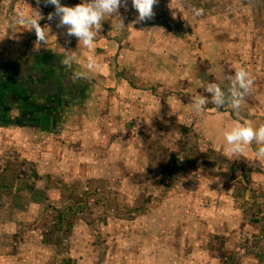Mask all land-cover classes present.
I'll use <instances>...</instances> for the list:
<instances>
[{"label":"rangeland","instance_id":"rangeland-1","mask_svg":"<svg viewBox=\"0 0 264 264\" xmlns=\"http://www.w3.org/2000/svg\"><path fill=\"white\" fill-rule=\"evenodd\" d=\"M36 10L41 26L58 22L45 0H0V26L36 40L18 23L38 19ZM154 12L137 22L127 0L97 35L135 43L137 58L125 63L139 77L129 85L141 93L134 106L104 105L98 116L89 107L82 137L59 133L43 144L39 130L0 135V264H264L240 237L264 236V158L255 144L225 155V132L264 125V0H158ZM240 67L254 84L239 112L209 103L197 115L193 100L210 98L204 86L226 89ZM42 150L66 153L68 172L42 165ZM78 151L102 162L99 173L73 172Z\"/></svg>","mask_w":264,"mask_h":264},{"label":"crops","instance_id":"crops-1","mask_svg":"<svg viewBox=\"0 0 264 264\" xmlns=\"http://www.w3.org/2000/svg\"><path fill=\"white\" fill-rule=\"evenodd\" d=\"M57 23L54 21L47 28V39L39 43V52L34 51L36 40L30 39L26 33L14 39L13 26H0L2 136L7 133L11 135L13 130L22 134L39 130L42 137L39 141H43V144L55 142L59 133L64 137L73 134L82 137L83 130L80 129L83 125L80 123L88 120L83 112L89 107L95 108L98 116L102 114L101 108L104 105H110L114 109L120 106L121 109L125 106L128 108L127 104L134 106L137 102L135 98L141 96L138 88L129 87L134 79L139 78L138 75H129V68L125 65L127 60L128 64H134L137 58L133 54L135 43L132 40L128 39L125 48L123 41L106 37L109 35L106 33L104 37H96L94 48L78 47L77 39L66 37V29L58 28ZM104 25L109 29L112 23L105 19L102 27ZM65 60L69 63L65 64ZM92 60H95L97 66L89 70L87 64ZM77 73L81 75L78 76ZM68 122L71 124L68 125ZM96 123L105 128L108 126L103 119L98 118ZM48 135H52L54 139L48 140ZM98 141L103 143V138ZM117 142L120 143L119 140ZM65 155L62 152L57 154L42 150V165L46 161L51 166L49 169L68 172L67 168L71 164H67ZM74 159V163L79 165L74 166V173L79 168L78 173L85 174L80 170L84 165L85 171L99 173L102 162L88 164L90 155L84 156L83 152L78 151ZM101 169L103 174V167Z\"/></svg>","mask_w":264,"mask_h":264},{"label":"clouds","instance_id":"clouds-1","mask_svg":"<svg viewBox=\"0 0 264 264\" xmlns=\"http://www.w3.org/2000/svg\"><path fill=\"white\" fill-rule=\"evenodd\" d=\"M133 8L138 12L137 22L147 21L154 17V5L158 0H131ZM46 5L54 6V13L48 14V19L52 20L58 17V28H64L65 36L75 37L78 41V47L92 49L95 47V39L102 28V21L117 14L121 7L127 9V0H81L75 6H68L61 3V0H45ZM203 8H194L193 13L196 16L202 15ZM38 19L23 16L18 23L28 31H35L36 41L34 51L39 52L38 47L41 41L47 39L48 25L41 26L39 21L43 19L42 15L36 10ZM121 26H124L121 20ZM68 64V60L64 61ZM95 60L87 64L89 70L96 67ZM77 75H81L77 73ZM229 85L222 87L223 82H210L204 86V90L209 96L200 95L192 102V110L198 115L204 111L206 106L211 103L218 109L228 105L233 111L239 112L247 95L250 93L254 78L250 72L240 67L235 70L234 76L228 77ZM227 148L225 155L229 158L244 153L246 146L255 144L256 157L264 158V125L254 127L250 124H236L229 131L225 132Z\"/></svg>","mask_w":264,"mask_h":264},{"label":"built area","instance_id":"built-area-1","mask_svg":"<svg viewBox=\"0 0 264 264\" xmlns=\"http://www.w3.org/2000/svg\"><path fill=\"white\" fill-rule=\"evenodd\" d=\"M88 190V188L86 189ZM243 243V252H251L255 255H264V236L261 234L243 232L240 234Z\"/></svg>","mask_w":264,"mask_h":264},{"label":"trees","instance_id":"trees-1","mask_svg":"<svg viewBox=\"0 0 264 264\" xmlns=\"http://www.w3.org/2000/svg\"><path fill=\"white\" fill-rule=\"evenodd\" d=\"M183 128V133L185 134L186 132H187V130H188V128L186 127V126H182ZM170 161H172V163L174 162V163H177L178 162V159L175 157V155H173L172 157H171V160ZM242 164H244L245 165V163H242ZM180 170H183V166L181 165L180 166V168H179ZM234 169H236V167L234 168ZM233 171H235V170H233Z\"/></svg>","mask_w":264,"mask_h":264}]
</instances>
